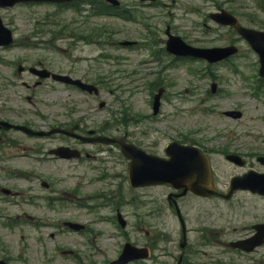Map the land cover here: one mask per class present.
Masks as SVG:
<instances>
[{"label": "rangeland", "instance_id": "obj_1", "mask_svg": "<svg viewBox=\"0 0 264 264\" xmlns=\"http://www.w3.org/2000/svg\"><path fill=\"white\" fill-rule=\"evenodd\" d=\"M177 1L180 4H189L186 5L187 8L190 6L197 7L198 4L202 3V1L197 0ZM161 2L164 6L159 7L158 10H146V13L159 14L160 12L162 14L158 19L147 20L146 23L148 25H155L157 21H174L179 27L175 34L193 45L200 41L201 44L199 46L221 45L229 38L228 33L219 34L216 32L218 37L213 36L214 40L211 41L209 36H204L201 29L191 28L194 26L193 22H200L196 15L193 13L189 15L183 14V9L176 10L177 15L173 13L174 10L171 9L172 6L170 4L172 5V3L170 1L161 0ZM212 2H217L218 6L233 12L240 21L251 27L258 28L259 22L264 21V0H213ZM34 12L37 15H34ZM45 12V8L29 7H20L12 11L0 10V16L4 23L14 31L17 43V47L0 51L1 109L14 107L20 110H39L41 114L50 116L52 120L62 119L61 114L69 115L74 113L72 117L83 116L88 123L97 127L101 126L110 135L128 134L129 130L133 135L139 136L144 131L145 135L148 136V141L159 142L162 147L171 139L177 137V135L189 134L197 130L201 131L209 125L218 123V121L221 124H238V122L225 120L224 117L219 115V111L235 107L238 104V93H236L235 88L231 87L229 92H223L213 97L212 94L205 92L207 82L204 78L196 76L197 73L195 75L191 74L188 68L145 63V60H150L148 58L151 47L129 51L128 48L117 50L114 45H117L118 42L145 40L149 38V35L148 31L143 30L141 24L128 25L127 22L113 19H101L98 22L100 25L98 34L102 35V40L107 39V36H104L105 34L107 35V30L113 32V38L97 45L99 49H103L106 54L111 56L108 61L91 72L94 74V79H96L100 89L97 99L83 96L77 90H67L62 86L52 85L49 82L34 90L35 99L32 98L31 103L25 101L23 94L28 92H26L21 82L24 80L31 85L32 78L29 75H21V80L19 81V79L12 76L10 72L12 70L16 72L18 64L32 65L49 59H67L65 58L67 55H74V52H69L68 49L63 51V49L67 48L66 46L56 51L49 44H45L43 39H36L35 41L31 39L32 34L35 32H40L41 30L45 32L48 28L47 21L40 19ZM175 18L177 19L175 20ZM43 25L44 27H42ZM68 68H64L65 71ZM74 71L78 75L80 74L79 72L87 71V64L80 62ZM157 73L160 74L159 77L154 75ZM128 75L131 76V81H128ZM157 78H160L159 84L149 88L150 84L155 82ZM159 87L164 89L163 108L156 119L150 120V117H148L150 112V91H153L152 94H154ZM18 93H20L22 99L18 98ZM3 97L6 100H13V102H3ZM101 101H104L106 106L99 109L98 104ZM128 111L131 115L142 116L140 122L128 127ZM213 113L218 114L219 117ZM31 119L34 120L37 117L32 116ZM104 150L103 153L95 155L99 159L98 161H85L82 166H69L53 162L48 165L52 175L47 174V177H53V180L57 181V185L54 188H62L61 190L76 195L78 193L83 194L85 197L84 201L87 204L91 203L90 197L92 194L101 191L100 188L105 186V184L99 183L104 176L103 174L112 175L113 178L108 179V182L113 184L116 192L119 190L118 192L126 195L127 187L124 178L126 166L119 159L117 150L112 152L107 151V149ZM60 167L67 169L60 170ZM94 168H98V170H94ZM63 175L66 176L67 181L62 185H58L57 178ZM105 183L107 184V182ZM145 193H149L151 196L143 197L133 193L132 202L134 205H132V208H127L122 203L118 207L124 212H128L126 216L127 220L130 221V227L126 231H120L115 225L107 223H99L96 226L106 236L108 234L111 236L109 242L104 238L94 239L93 243L96 245V250H91L84 245L88 236L59 232L52 239L49 234L51 232L56 234V229L51 227L42 228L40 235L46 239V250H48L49 256H53L54 260L52 264H80L82 261L76 255L73 257L69 255L62 256L59 253V249L62 251L75 250V252L79 250L81 256L87 257V259H84L85 264H100L112 258L114 252L120 249L124 241L137 245H144L148 242L153 248V260L147 264L171 263L170 256L175 250V240L178 239L179 232L173 216L167 210L161 212V210L156 209L160 207L158 202L164 190L157 188L145 191ZM130 200L131 197H128V201ZM140 201L144 202V206L148 208L147 211L146 208L141 207ZM198 203L205 204L192 198L183 201V204L186 205H200ZM135 204L137 205L136 207ZM153 209L155 210L151 213ZM31 212L35 220L41 222L46 220L57 225L63 221L62 219L69 218L89 224V226L95 227L96 225L90 224L92 220L97 218L96 212L79 206H71L67 210L57 213L38 210H32ZM108 214L111 215L108 210H100L98 213L100 217H106ZM141 220H143V224L149 231V235L145 239L142 234L144 230L140 229ZM189 227L193 228L191 222H189ZM123 233L126 235L121 236ZM20 235L35 237V241L30 240L32 244L29 255L34 258H40L45 248L37 241L39 236L38 229H34L31 226L22 227L18 236Z\"/></svg>", "mask_w": 264, "mask_h": 264}, {"label": "flooded vegetation", "instance_id": "obj_2", "mask_svg": "<svg viewBox=\"0 0 264 264\" xmlns=\"http://www.w3.org/2000/svg\"><path fill=\"white\" fill-rule=\"evenodd\" d=\"M72 3V4H71ZM66 6L69 10L70 14L77 11L80 13V17L85 19H95L101 18L102 16H110L111 12L108 9L101 11L100 5H107L106 0H81V1H73ZM76 14V13H74ZM65 39H60L59 42H69L70 39L68 36H72L71 34H65ZM19 119V115L12 114L11 118ZM27 127L31 128L32 130L36 131H47L50 127L46 124L44 125H32L28 123ZM246 127V126H242ZM256 127H247L240 131L243 133L244 138L250 139L253 136V132L257 131ZM54 138H58L60 140V145L68 146V139L63 136H49V137H33L30 138L25 134L17 132L13 129L9 130H2L0 128V141L2 144H7L8 148H15L17 146H23L24 149L26 148H36L37 146L34 145L33 147L24 146V144L30 140H40L43 142H48L50 145L52 144ZM56 139V140H58ZM264 140L258 141H240L238 143L237 149L235 150V146L229 147L227 151L224 149H219L217 151L210 150L209 155L212 156H219V157H226L228 154H236L239 157L238 166H231L236 167L237 171L232 175L226 174L229 176L227 182L222 185L224 188H220L223 192L228 191L229 181L236 177H242L248 173H255L258 175H264ZM40 150L44 149V145L39 146ZM225 152V153H224ZM4 151H2V155ZM2 157V156H1ZM0 157V158H1ZM262 157V159H260ZM35 161L42 162L47 161L48 159H52L51 157L40 158L37 160L35 158H31ZM3 163L7 164L6 172L4 173V178L0 175V182L4 179V183L11 181L16 176L22 175V172L18 171L15 166L12 164L14 163L16 158L12 156H5L2 157ZM31 177H36L34 173L31 172ZM19 192H16L15 188L12 186H2L0 187V230L5 232V236H12L14 233L13 226L15 224L16 219H13L14 215L11 213V206L14 207L16 204L14 201L15 198L18 196ZM235 196H239L237 210V221L239 225L238 234L236 235V240H246L251 238L256 233H259L260 236H264V196L258 195L256 193H252L246 190H239L233 194ZM5 236L0 238V255L1 259L8 264H16V258L14 256V249L12 247L13 241L7 240ZM262 245L257 247L252 256V264H264V238L262 241Z\"/></svg>", "mask_w": 264, "mask_h": 264}, {"label": "water", "instance_id": "obj_3", "mask_svg": "<svg viewBox=\"0 0 264 264\" xmlns=\"http://www.w3.org/2000/svg\"><path fill=\"white\" fill-rule=\"evenodd\" d=\"M20 1H32V0H0V6H12L16 2ZM245 32V36H256L253 32ZM10 41V32L3 28L0 20V45L7 44ZM178 45V46H176ZM170 49L174 50V47L178 52L184 51V46L181 45L178 40H172L169 43ZM193 54L199 55L200 51L192 50ZM261 59L264 69V50L260 51ZM79 84L78 82H73ZM83 89L91 91L92 87L83 86ZM128 150V147H127ZM128 156V151H123ZM167 153L170 157L169 161H163L141 155L136 163V169L132 174L133 185H146V184H163L170 183L176 187L186 185L191 182L188 178H194L193 172L207 173L206 165L202 158L199 157V153L191 148L179 147L177 145L171 146ZM133 164V165H134ZM191 189H195L196 192L205 193L206 190L198 188L196 184L188 186Z\"/></svg>", "mask_w": 264, "mask_h": 264}]
</instances>
